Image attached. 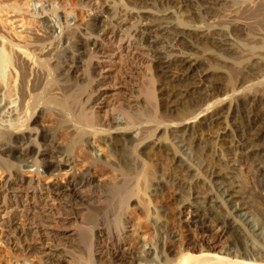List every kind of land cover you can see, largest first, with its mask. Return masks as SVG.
Masks as SVG:
<instances>
[{
	"label": "bare ground",
	"instance_id": "bare-ground-1",
	"mask_svg": "<svg viewBox=\"0 0 264 264\" xmlns=\"http://www.w3.org/2000/svg\"><path fill=\"white\" fill-rule=\"evenodd\" d=\"M7 1L10 3L4 8L16 13V3ZM77 1L85 10L98 8L93 0ZM129 1H138L145 9L130 14L131 20L137 23H118V12L112 8L109 12L106 10V16L97 11L87 15L85 22L83 17L74 28L71 25L64 27L59 37L56 26L48 21L50 18H43L46 22L44 35L32 33L31 28L28 30L20 22H15V35L0 25V45L3 46L0 50V226L6 227L0 229V247L9 251L6 264H19L20 261L25 264H121L126 263L128 257L130 264H264V209L259 205L263 204L261 199L264 201V47L260 52L262 47L258 48L259 45L258 49L252 46L249 50L247 45L246 50L243 48L245 52L234 44V37L252 41L254 31L244 20L257 13L259 17L261 10L255 14L246 6L233 9L232 38L222 28L207 29L186 18L175 22L172 17L167 18L169 15H157L152 12L155 0ZM192 2L164 0L161 6L174 9L181 5L176 12L185 17L187 10L184 8H189ZM200 3L206 15L214 12L216 15L222 8L238 4L236 0H201ZM100 24L106 30L103 28L102 31ZM83 27L85 33H81ZM198 43L212 44L221 47L225 53L239 55L227 63L238 70L242 79L250 74L253 82L248 83L245 78L243 81L250 85L239 89L233 78L228 77L225 84L208 85L215 77L224 79V72L208 67L203 55L198 54ZM55 55L59 57L58 61L55 59L57 64L54 61L56 65L47 66L50 63L47 60ZM105 58L109 62L104 61ZM120 60L145 71L142 74L146 75V84L142 83L152 102L148 122H145L148 125L138 122L139 118L135 119L133 113L124 110H131L132 106L126 108L118 100L109 104L111 109L105 110L103 116L97 112V107L108 100L107 93L102 90L108 85L104 75L118 63L120 65ZM45 64L49 67L46 70L36 68V65ZM143 65H146L145 69ZM80 71L90 89L83 105L80 103L83 99L81 89L68 96L54 92V84L64 78L79 79ZM39 81H45L43 89L38 86ZM87 90L82 92L86 94ZM215 91L224 97L213 98ZM78 103L83 108L79 113L77 109V112L73 111L77 115L72 114L70 106H79ZM139 103L140 100L135 102L136 109ZM241 105L245 106V112L238 116ZM64 112H70L66 114H72V119L75 117L73 120L81 125L73 123L77 129L70 130L72 135L75 134V137L70 136L75 138L72 139V151L77 148L79 153L76 157L72 154L75 151L67 154L66 164L70 169L65 173L70 181L62 186L65 177H59L61 166L48 162L61 143L55 138L49 141L46 130L51 126L38 125L50 117L62 120ZM200 127L206 130L207 137L203 136ZM80 128L88 133L82 129L81 132ZM135 129L139 130L136 137L133 136ZM31 144L37 150H32ZM94 144L100 150L97 155L100 164L132 180L134 189L128 197L135 198V206L145 215L151 213L150 205L160 193L172 189L173 197L178 201V218H171L166 208L160 212L155 225L164 233L161 252L153 245H146L141 238L131 241L133 244L128 248L125 241L130 232L125 225L132 220L127 216L113 222L115 229L106 225L109 228L105 233L108 234L103 233V237L92 233L87 252H81V255L78 252V257L73 250L74 241L63 243L59 238L62 234L53 230L65 228V223L62 224L58 217L66 215V209L72 204L91 206L92 197L80 192L91 186L93 180H87V169L81 171L82 174L77 173L76 164L82 157V149ZM63 151L57 152L64 154ZM150 161L159 162L158 172H151ZM243 166L252 173L259 191L252 187L245 189L246 180L240 174ZM31 168L34 176L27 178L26 173L31 172ZM45 174L56 175V190L44 185ZM61 198L65 205H56ZM130 201L123 203L128 212L134 204ZM95 225L97 228L101 224ZM179 228L183 229V234ZM94 237L97 242L93 241ZM0 264H4L1 258Z\"/></svg>",
	"mask_w": 264,
	"mask_h": 264
},
{
	"label": "rangeland",
	"instance_id": "rangeland-1",
	"mask_svg": "<svg viewBox=\"0 0 264 264\" xmlns=\"http://www.w3.org/2000/svg\"><path fill=\"white\" fill-rule=\"evenodd\" d=\"M191 1H193L191 6L189 8H184L185 10H187V15H188V17L190 16L189 18L187 17V15L185 17H183L180 14H177L176 8H179L181 5L177 6L174 9L173 8H169L168 9V7L161 6L162 3L164 2V0L163 1H161V0H157L156 1L155 0L154 3H153L155 8H152L153 5L150 8H152L153 10L155 9L152 12L157 14V15H169V17L167 16V18L172 17L175 22H179L178 20H183V19L186 18V19H189L193 24L198 25L200 27H206L207 29H208V27L209 28L211 27V29H214V30H218L219 28H222L224 33L226 35H228V36L231 35V37L233 36V34L231 33L232 32L231 31V27H232L231 26V24H232V17H231L232 14H231V12L233 11V9L237 10V8L239 9L241 6H242V8L244 6H246L247 7L246 9L250 8V10H252V13H255V14L257 13L258 10H261L259 17H258V13H257L255 15V17H257V18L252 16V18H249L248 20L247 19L244 20V23L246 22L247 24H249V26H252V31L255 32V33L254 32L252 33V36H253L252 38L254 40L252 39V41L250 40V42H248L246 40L244 41L241 38H237V37L235 38L234 37V40H235L234 44H235V46L237 45L240 50L242 49L241 51H243L244 49L246 50L247 48H248L247 50H249V48L252 47V46H253V48L255 47L254 49H256L258 45H259L258 48L262 47L261 49H259V51L263 50V47H264V40H263L264 39V22H263L264 21V16H263L264 15V13H263L264 12V10H263L264 9V5H263V7H259V6L262 3L264 4V0H252V1L251 0H236L237 3H238L237 5H235V6L231 5V7H229V5H228V6L224 7V9L222 8L221 9L222 11L220 10V12H217L216 15H214L215 12L206 15V12H205L204 8L201 6V3H200L201 0H191ZM12 2L16 3V5L18 6V9H17L18 11H16V13H14L13 11H12L13 12L12 13L10 10L7 9L8 10L7 11L5 9L6 8L5 6L8 3H10L9 1L0 0V6L3 7V11L0 12V19H1L0 20V25L2 26V24H3L2 27H4V29H8L7 31L12 34V33H14V31H16V29L14 28L16 26L15 22L16 23L20 22V25L24 24L23 26L25 28H27L28 30H29V28H31L30 31L32 33L35 32L37 34L39 32L38 33L39 35H41V34L44 35V32H42V31L44 29L43 27L46 26L45 20L50 18L48 21L50 23L52 21V23L56 26V27L54 26L56 31H57L56 32L57 34L56 33L55 34L58 37L60 36L61 31L63 30L64 27L71 25L72 28H74V27H76L77 23H81L82 21H84V22L87 21V15H89L90 13H95L96 14L97 11H100L99 15L103 14L101 16H106V13H108L113 8V10L115 9L116 12H118V15H117V18H116L118 23L119 22L120 23L121 22H125V21H126V23H128V22L137 23L135 20H131V15L135 14V13H133L135 11L137 13V12H139L141 10H145L142 3L138 2V1L133 3L132 1H129V0H93V3L95 4V6L98 5V8L94 7V9H93L94 11L93 10L92 11H88L87 10L88 8H86V10H85L84 5H81L80 3H78L77 0H28V1L27 0H12ZM242 3H246V4H242ZM142 7H143V9H141ZM95 9H96V11H95ZM97 9H99V10H97ZM152 9H150V10H152ZM101 10H103V11H101ZM86 12H88V13H86ZM174 12H176V13H174ZM261 12H262V14H261ZM82 13H84V14L82 15ZM33 14H34V16H33ZM14 16H16L15 20H14ZM83 17H85V18H83ZM82 18H83V20H82ZM84 19H86V20H84ZM173 20H171V21H173ZM78 21H80V22H78ZM2 22L6 23V24H4ZM66 22H68L69 25ZM65 24H67V25H65ZM4 25H6V27ZM100 25H101V30L103 31L104 30L103 28H105V27H103L104 26L103 24H100ZM108 28H109V26H107V29ZM37 29H39V30L37 31ZM84 29H85L84 27L81 28V30H83L81 33H85ZM105 30H106V28H105ZM15 34H16V32L14 33V35ZM21 36H23V35H21ZM93 37H95V36H93ZM85 39H88V37L86 36ZM126 40H128V39H126ZM257 40L259 42H257ZM254 41H255V43H254ZM245 46H247V48ZM196 47L198 49V54L203 55V59L206 62V64L208 65V67H210L212 70H216L217 69L216 71H221L222 70V72H224V76L222 77L224 79H221L220 76L219 77H215L216 78V79H214L215 82L213 80V82L211 84H208V85H212L213 84L215 86L216 85L219 86L222 83L225 84V79L228 80L230 78H233V82L235 83V84L234 83L233 84L239 89H241V88L244 89L243 87H246V86L250 85V84L246 83L247 81H248V83L253 82V81H251L253 78H249V77H252V76H249L250 74H247V76L243 78L244 80L246 78V80H245L246 82L243 81V79L239 77L238 70L236 68H233L231 65H229L227 63V60L228 61H233L235 58H238L239 55H235V54L233 55L232 53L231 54L225 53L221 47H218V46H215V45H212V44L205 45V44H199L198 43V44H196ZM2 48H3V46L0 45V50H3ZM4 51H5V49H4ZM207 52L208 53L211 52V54H208ZM214 53H217V54H214ZM56 55H58V53ZM56 55L55 56H51L49 58V60H47V61L50 62V63L47 62V63H49V65L47 64V66L50 67V65H54L58 61L59 57H61V55H58L59 57L56 56ZM222 58H223V61H222ZM54 61H55V63H54ZM104 61L109 62V59L105 58ZM51 62H53V63H51ZM122 62L120 60V65L121 66L118 63L113 68H111V70H107V72L105 73L104 78H106L108 80L107 81L108 85L104 86L102 88V90H103V93H107L106 97H107L108 100H107V103H104V104L100 105L99 107H97V112H98V114L100 116H103L105 110H107V109L110 110L111 109V106H109V104L111 103L110 105H113L114 104L113 102H117V100H118L119 103H121V104L124 103L123 106L124 107L127 106L126 108L132 106L131 108L133 109V111H132V109L131 110L130 109H124V110H126V112L129 110L127 113H129L131 115L133 113V117H135V119L137 118V120H138V118H139L138 122H141L142 124L144 123V125L145 124L148 125V123H145V122H148L147 119H149V116H150L149 114L151 112L152 102L150 101L148 96H146L147 94H146V92L144 90L145 87H146V85H145L146 84V82H145L146 79L144 81V76H146V75L142 74V73H145V71L142 69V72H141V69H137V68H134V67H132L130 65H126V62H124V61H122ZM36 66H37L36 68L40 69V70H46L47 68H49V67L46 66V64L44 66H42V65H36ZM145 66L146 65H143V67L142 66L141 67L145 69ZM155 66H157V62H155ZM130 69H133V70H130ZM136 71H137V73L135 74L134 72H136ZM155 72L158 73V69L157 68H156ZM79 73H80L79 79L75 78V77L64 78L63 79L64 81L61 80V82H59L57 84H54V86H55V91L54 92H56V91L57 92H61L63 95L68 96V94H72L71 92L75 91L77 93L80 89L81 90L83 89L82 91L85 92V88H86V89H88L86 91V94H84L81 90L79 91L80 94L82 95V98H83L82 102H80V103L83 105L84 104L83 102H85L87 100V95H89L90 89L87 88V86H86L87 82H86V79L84 77L85 75L83 74V72L80 71ZM81 73H82V75H81ZM132 73H134V74H132ZM115 76H117V77H115ZM130 76H132V77H130ZM130 79H132V80H130ZM142 81H143V83H145L144 86H143ZM76 82H77V84H76ZM132 82H134V83H132ZM44 83H45V81H39L38 82V84H39L38 86L40 87V89H43L42 87L44 86ZM141 86H143V87H141ZM61 93H58V94L62 95ZM213 93H214L213 94V98H215V99L217 97H218L217 99H221L222 97H224V94H221L218 91L217 92L215 91ZM139 98H141V99H139ZM136 99L140 100V103H139L140 105L142 104L141 106L139 105L138 106L139 108H137V109L134 106L135 102L137 101ZM142 100L145 101V102H143ZM81 104H79V106L77 104H73L72 107L70 106L72 114L74 113L75 115H77V113H75L73 111L75 109H77V110L82 109L83 106H81ZM73 107H76V108L73 109ZM240 107H241V108H239L240 113H238L239 115L237 114L238 116H241L245 112V106L241 105ZM77 110H75V111L77 112ZM79 112H80V110L78 111V113ZM64 113L66 114L67 112H64ZM69 113H67V114H69ZM63 114H62V117L64 119L62 118V120L61 119H56V118L53 119V117H50V118H48L49 120H44L38 125V126H42L41 124H44V125H49V127L51 126V128H49V130H46L47 137H48L49 141H51L52 138H55L56 141L58 139L57 143H61V147L60 148H56L57 150H56V153L53 155L54 157L53 156H52L53 158L50 157L49 158L50 160L48 159V162L54 163V164H59L61 166V170L62 171L60 172L59 177L61 176L60 178H62V179L65 177L63 182L61 183L62 186L66 185V183L68 181H70L68 176H67L68 178H66V173L70 169L67 166L68 164H66L67 163L66 159L68 158L67 154H69L70 152H74L75 151V153H72V154L74 155V157H76V156H78V153H79V150H77V148L74 151H72L73 150V146H74V144L72 143L74 141L72 139H75V138L70 137V136H74L75 137V134L72 135L73 133H71L70 130L71 129L72 130L77 129V128L74 127V124L75 123L77 124V120H73L75 117L72 119V114L71 115H67L66 114L65 115L66 117ZM67 116H69V117H67ZM145 116L147 118H145ZM170 116L173 117L174 115L172 114ZM50 119H53V121L50 120ZM240 119H241V117H240ZM58 120L61 121L62 125H61V123ZM4 121H6V119ZM50 121L52 123H50ZM62 121L65 124H67V125H65ZM73 121H76V122H73ZM77 125H81V124H77ZM53 127L54 128L56 127L57 130L59 129L58 132H56L57 130L54 129ZM81 129L82 128H80L81 132L83 130L84 133H88L87 130H85L84 128L82 130ZM200 129H201L200 130L201 133H203V136L207 137V132H205L206 130L203 127H200ZM137 130L138 129L134 130V134H133L134 137L139 135L137 133V132H139V130L138 131ZM50 131L53 133V135H52V133L50 134ZM48 144L49 143H47V145ZM96 145L97 144H94V146L91 147L92 149L91 148L82 149L83 150V154L81 156L83 158L81 157L80 160H78L77 164H76V165H78L76 167V169H77L76 172L77 173L82 174L81 171H83V170L86 171V169H87L88 170V174L91 176V177H89V175H85V176H87L86 177L87 180H90V179L93 180V183L91 184V186L89 185V186H87L88 188L85 187L84 189H81L82 191L80 192V193H83V194L85 193V196H87V197H90V198L92 197V200L90 202L91 206H88V204H84V203H79L80 205H75V206H73V204H72V206H69L71 204H69V205L67 204L69 206V208L66 209V212H67V214L68 213L69 214L68 215L67 214L64 215L65 213L63 215L60 214V216L58 217V220L62 221L61 222L62 224L65 223L64 224L65 228L63 227L64 230L63 229H58V228H57L58 231H57V229H53V230L54 231L56 230V232L62 234V235H60L59 238H60V240L63 243L69 242V241H71V242L74 241L73 250H75V252H77V253L79 252L80 255H81L82 253L84 254V253L87 252L86 250L88 249L90 242H92L91 241L92 240V237H91L92 233L95 232L94 234H96L97 237H103V233L108 232V230H106V229H108L109 227L106 226V225H111V227H112L111 229H113V228L115 229L116 227H114L115 225L113 224V222H115L116 220H121V219L123 220L127 216V217H129L132 220V222L130 224L125 225L126 230L128 232H130L129 238L125 241V242L128 243V248H131V245L136 240V238H141L145 242L146 245H153V246H155L156 248L159 249V250L157 249L158 251L161 252L162 251V238L164 237V235H163L164 233L162 231H160L157 228V226L155 225L156 222H157V219L159 218V216L161 214L160 212L164 208H166V210L168 211L169 216L171 218H173L175 220H177V218H178V216H177L178 201L173 197L172 189H168V190L162 192L163 194L160 193V196L153 201L152 205H150L151 206L150 207L151 208L150 209L151 213L149 215H145V213L141 212V210L138 207L135 206V198H129L128 197V194H131L130 192L133 191V189H134V183L132 182V180L127 178V176L123 175L121 172L112 170V169H110L109 167H107L103 163L100 164L97 161L98 160L97 159V155H99L98 153H99L100 150L98 149V147ZM26 146H28V145H26ZM30 147H31L32 150H37V148L33 144H31ZM54 149L55 148H53V150ZM58 150L59 151L64 150L65 152L63 151L64 152V154H63V153L57 152ZM84 150H85V152H84ZM149 163H150L149 164L150 168L153 170V171H151L152 173L153 172H158L160 170V165L157 166V164L159 162H157V163L155 162L154 163V161H150ZM94 164H96V165H94ZM243 168H244V170L242 169V172L240 174H241L242 177L244 176L243 179L246 180L245 189H248V188L252 187V190L257 189L259 191V187H257L258 184H257L256 181H254L255 179H253L252 173L249 172V169L246 168V166H243ZM33 170L31 168L30 171L32 172ZM43 170L44 169H41L42 172H43ZM31 172H29V173L27 172L26 173V175H27L26 177L27 178H30V177L34 176V173L33 172L31 173ZM61 173H62V175H61ZM55 174H58V172H56ZM63 174L65 176H63ZM43 179H44V183H45L44 185H49L50 187H52L55 190L57 189L56 175H52V176L50 175L49 176V174H47V175L45 174ZM88 190L89 191L91 190V192H89ZM18 193H19V195H21V192H18ZM53 196H58V193H53ZM127 197L129 199H127ZM124 199L126 201H128V202L131 199V201H130L131 204L134 203L129 212L124 208L125 207V204H123L125 202ZM63 201L64 200H62V198L59 199L56 202V205H60V204L63 205V203L65 205V202H63ZM261 202H263V204H264V201L262 199H261ZM263 204H259V205H260L261 208L264 209V205ZM62 208H65V207L62 206ZM69 210H70L71 213L69 212ZM82 221H83V223H82ZM96 223H97V225H100V224L101 225L97 226V228H96V225H95ZM133 224H135V226H133ZM92 227H93V229H92ZM0 229H4L5 230L6 227L5 226H0ZM90 229H91V231H90ZM179 229H181V228H179ZM92 230H94V231H92ZM132 231H135V233H132ZM112 232H115V231L113 230ZM180 233L183 234V229L180 230ZM105 234H108V233H105ZM1 237L2 236L0 235V238ZM95 237L93 238L94 242L97 240V238H95ZM94 239H96V240H94ZM131 241H133L132 244L130 243ZM98 242H100V241H98ZM7 251L8 250H7L6 247L5 248H4V246L0 247V258L4 261V264H6V262H7L6 260H8V256H9L8 255L9 251L8 252ZM77 253H76V255L74 254L76 257H78L77 255H79V253L78 254ZM71 254H69V255H71ZM74 255H72V256H74ZM129 260H130V258L128 257L127 262L126 263H121V264H130ZM152 263L155 264V262H152ZM152 263L150 262V263H146V264H152ZM19 264H25V263L23 261H20ZM118 264H120V263H118Z\"/></svg>",
	"mask_w": 264,
	"mask_h": 264
}]
</instances>
